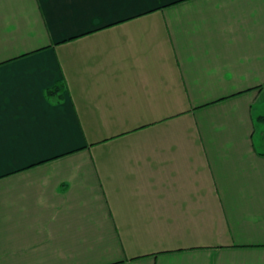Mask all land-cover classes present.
I'll use <instances>...</instances> for the list:
<instances>
[{
  "label": "crops",
  "instance_id": "1",
  "mask_svg": "<svg viewBox=\"0 0 264 264\" xmlns=\"http://www.w3.org/2000/svg\"><path fill=\"white\" fill-rule=\"evenodd\" d=\"M260 101L264 0H0V264H264Z\"/></svg>",
  "mask_w": 264,
  "mask_h": 264
},
{
  "label": "trees",
  "instance_id": "2",
  "mask_svg": "<svg viewBox=\"0 0 264 264\" xmlns=\"http://www.w3.org/2000/svg\"><path fill=\"white\" fill-rule=\"evenodd\" d=\"M64 84L60 83L56 85L54 88L47 91L46 96L54 101V103H59L62 100V93L64 91Z\"/></svg>",
  "mask_w": 264,
  "mask_h": 264
},
{
  "label": "rangeland",
  "instance_id": "3",
  "mask_svg": "<svg viewBox=\"0 0 264 264\" xmlns=\"http://www.w3.org/2000/svg\"><path fill=\"white\" fill-rule=\"evenodd\" d=\"M263 102H259L256 107H255V110L254 112L257 114V115H263L262 114V111H264V103L262 104ZM261 124V127H263V142H264V123L263 122H260ZM256 141V144L260 147L261 151H264V147H261V144H262V138H259L258 136L256 137L255 139Z\"/></svg>",
  "mask_w": 264,
  "mask_h": 264
}]
</instances>
